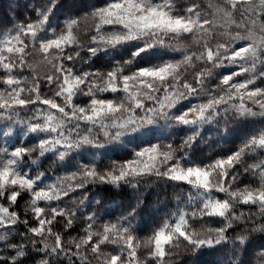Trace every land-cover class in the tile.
Wrapping results in <instances>:
<instances>
[{
    "label": "snow or ice",
    "instance_id": "1",
    "mask_svg": "<svg viewBox=\"0 0 264 264\" xmlns=\"http://www.w3.org/2000/svg\"><path fill=\"white\" fill-rule=\"evenodd\" d=\"M19 8L0 264H264V0Z\"/></svg>",
    "mask_w": 264,
    "mask_h": 264
},
{
    "label": "trees",
    "instance_id": "2",
    "mask_svg": "<svg viewBox=\"0 0 264 264\" xmlns=\"http://www.w3.org/2000/svg\"><path fill=\"white\" fill-rule=\"evenodd\" d=\"M28 2V0H0V21H4L6 19L10 18V12H9V5H15L16 3H19L20 8L16 9V12L22 13L24 11V5ZM206 2V0H205ZM166 195L171 199L172 193L171 190H169ZM141 251H144V249H141Z\"/></svg>",
    "mask_w": 264,
    "mask_h": 264
}]
</instances>
